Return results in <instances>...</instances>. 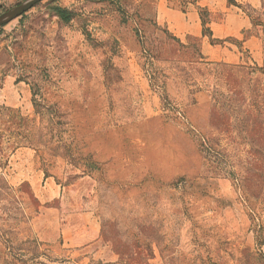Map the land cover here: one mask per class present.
<instances>
[{"label": "rangeland", "instance_id": "rangeland-1", "mask_svg": "<svg viewBox=\"0 0 264 264\" xmlns=\"http://www.w3.org/2000/svg\"><path fill=\"white\" fill-rule=\"evenodd\" d=\"M13 79L0 264H264V0H41Z\"/></svg>", "mask_w": 264, "mask_h": 264}, {"label": "crops", "instance_id": "crops-1", "mask_svg": "<svg viewBox=\"0 0 264 264\" xmlns=\"http://www.w3.org/2000/svg\"><path fill=\"white\" fill-rule=\"evenodd\" d=\"M19 83L15 79L5 80L3 87L0 89L1 103L12 107H18L20 105L19 98H17L19 96V90H21ZM12 157H18V150L12 152Z\"/></svg>", "mask_w": 264, "mask_h": 264}, {"label": "water", "instance_id": "water-1", "mask_svg": "<svg viewBox=\"0 0 264 264\" xmlns=\"http://www.w3.org/2000/svg\"><path fill=\"white\" fill-rule=\"evenodd\" d=\"M41 0H25L24 2L14 6L13 8L0 14V26L10 21L13 18L21 15L23 12L30 9L34 4Z\"/></svg>", "mask_w": 264, "mask_h": 264}, {"label": "trees", "instance_id": "trees-1", "mask_svg": "<svg viewBox=\"0 0 264 264\" xmlns=\"http://www.w3.org/2000/svg\"><path fill=\"white\" fill-rule=\"evenodd\" d=\"M53 10L55 14L63 21H69L72 17L71 12L61 6L55 5L53 6Z\"/></svg>", "mask_w": 264, "mask_h": 264}]
</instances>
